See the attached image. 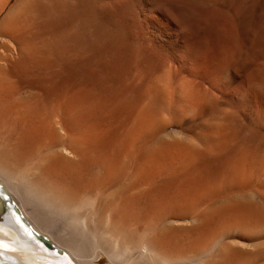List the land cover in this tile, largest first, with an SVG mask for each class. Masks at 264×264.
Masks as SVG:
<instances>
[{
  "label": "bare ground",
  "instance_id": "1",
  "mask_svg": "<svg viewBox=\"0 0 264 264\" xmlns=\"http://www.w3.org/2000/svg\"><path fill=\"white\" fill-rule=\"evenodd\" d=\"M102 256L264 264V0H0V264Z\"/></svg>",
  "mask_w": 264,
  "mask_h": 264
},
{
  "label": "rangeland",
  "instance_id": "2",
  "mask_svg": "<svg viewBox=\"0 0 264 264\" xmlns=\"http://www.w3.org/2000/svg\"><path fill=\"white\" fill-rule=\"evenodd\" d=\"M46 248L51 249L50 246L45 245ZM99 264H108V260L106 257L102 256V261Z\"/></svg>",
  "mask_w": 264,
  "mask_h": 264
}]
</instances>
